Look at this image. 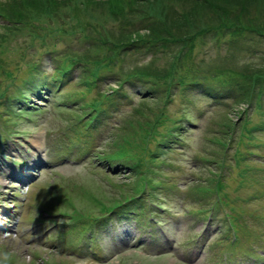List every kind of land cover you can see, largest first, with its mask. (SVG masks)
<instances>
[{"label":"rangeland","instance_id":"obj_1","mask_svg":"<svg viewBox=\"0 0 264 264\" xmlns=\"http://www.w3.org/2000/svg\"><path fill=\"white\" fill-rule=\"evenodd\" d=\"M11 1L12 0H0V3L5 4ZM88 1L89 0H82L80 2L81 6L90 9L89 11L84 9L80 11V14L84 19L83 23L87 24L101 20V23L107 25L108 29L113 28V31H116V34L119 33L118 36L115 35L112 37L109 32L106 33L104 31L98 34L95 30H92V33H89L81 27L73 28L69 25L71 22L70 19L68 20L67 25H65L57 20L59 18L58 15H55L54 18L47 16L49 19L40 16L35 22L37 28L40 27V32H38V34L33 38L27 35L30 42L34 38H40L41 34L45 35V38L46 36H50L48 39L49 45H46V48H48L49 51L57 54L58 57L66 63H70L73 59H79L84 66L89 67L91 70H95L97 67L105 68V66H102L101 63L105 62L103 61V58L108 55L109 57L107 60L117 64L115 71L117 73H121L123 79L129 78L130 76L132 77L134 73L137 74L141 72L140 68L142 67L153 66L154 68L159 69L171 67V70L174 73V78H172V90H174L173 92L177 99L175 105L169 107V111L174 114L177 113V115L180 108L183 106V103H181L178 99V93L175 92V84L177 81L186 82L197 78H206L208 79L207 81L213 83V86L218 84L220 81L227 85H230L233 82L243 84L242 72H245V67L251 64L249 62L250 58L248 57L251 55V51L257 52L258 50L260 53L264 52V37L260 38L249 34L234 37L229 35V33H211L207 35L205 39L198 40L195 43V48L190 53L188 48L184 49V52L181 54L176 52V49L178 48L175 43L163 46L158 41L154 40L153 37H151L150 41L145 40L143 42H136L138 34L135 32L130 33L128 31L141 30V32H139L140 34L149 35L148 31H142L145 26L144 21H141L134 26L135 22L139 19L143 17L148 18V14L150 13L146 11L147 9L145 10L140 7L142 11L138 10L135 20L131 22L126 20V18L112 19L106 9L98 8L99 3L97 1L96 4L98 7L95 8L88 6ZM186 1L187 0H182L180 3L177 2L178 5L176 6L172 2L171 8L174 9L175 7L176 10L181 12L185 8L187 9L188 4ZM154 2L155 4L151 3V5L155 6V8H153L155 13L165 14L167 12L162 4L156 2L155 0ZM259 2L261 5H264L262 0H259ZM144 6L149 8L150 4L144 3ZM153 9L148 10L153 11ZM75 12L78 14L77 11ZM74 16L76 17L75 13ZM162 19L163 25H165L167 23V19ZM48 23H50V25ZM259 23L262 24L264 22L259 20ZM46 25L50 29H46ZM128 26L134 27L126 30L125 32L127 33L125 34L120 33L124 32V28H127ZM87 27L90 28L88 25ZM42 28H45V30ZM131 38L135 39L128 42ZM106 40L113 41L103 42ZM39 41L44 40H41L40 38ZM117 41L119 43H117ZM123 41L128 43H124ZM5 43V53L3 55L0 54V61L2 63L14 60V58L9 57V55H20L23 46V42L20 39L19 41L11 40L10 43L7 40ZM136 44H140L138 48H132V46ZM249 50L251 51L249 52ZM44 51L45 50L42 49V52ZM106 69H109V67H106ZM152 80L153 82L150 83L153 84L155 88H160L161 91L167 88L166 84L171 85L172 83V81L168 79ZM229 80H231V82L228 83L227 81ZM127 86L128 84H123L121 90L127 92L128 96L139 101L140 99L136 91L144 88L134 87L127 90ZM44 87H46V85ZM79 88L80 87L76 84V80H73L72 83L66 86L64 94L55 98V100H51L55 101L57 104L64 101L66 97L70 95V99H80V104L85 105L97 96V92H94L93 94H88L81 100L78 95H74L80 94V92H77L78 90L80 91ZM110 88V85L101 87L102 90H108ZM259 89L260 88H257L256 90ZM182 90H185L184 87L183 89L181 87L178 91ZM43 92L47 94V91H42L41 89L37 90V93L47 97L43 94ZM37 93H32L31 91L29 93V95H31L32 102L34 101L30 105L34 106L37 110L35 114H31L33 122L30 124L17 120L19 126L16 127V131L20 130L22 133V137L20 138L21 141L17 145L10 142L7 145L5 144L0 146V148L5 147L4 152L9 158L6 159L0 157V209L5 210L3 215H7L8 217L15 214V220H13V223L17 222V225L12 224L13 228H11L10 232H0V249H2V252L0 250V258H2L3 253H5L4 257L6 259L9 258L11 264H49L50 262L52 264H74L73 262L75 261L71 259H63V256L60 255L58 250H53L52 248L55 247L51 245L52 243H50L49 240L44 242H42L43 239L39 240L40 242L37 245L34 244L36 243L34 240H29L30 237L36 236L41 230H37V233L29 235V238L20 233L21 230L28 233V229L24 228L23 224L33 226V220L30 219L28 215V212L30 211L28 209L31 207V202L32 204L35 203V208L39 202L46 206L53 204L56 211L63 210L62 204L58 205V195L46 189L47 182L54 173L53 177L59 175V177H57L58 184L61 185V187L68 189L71 197L73 198L74 206L76 205L77 208L81 209L83 212L98 214V206L92 202L90 196L86 197L87 195L82 193V188L89 190L91 195L98 197L100 200L107 201L111 196H118L115 194L117 189L116 187L123 183H127L129 180L127 179V175L124 174V172L126 173L127 171H123V169H119L118 171H114L108 175L105 172L98 171L99 175L104 176L107 183L109 181L115 188L112 189L105 187L102 185V182L97 180L96 177L89 175L87 170H83L90 168V166H87L84 162L77 164L76 166L66 167L59 164V166L55 169H51V167H48L47 165V168L41 170L46 162L53 160L52 157H62V154L51 150L48 145L51 140L58 138L56 135H53L56 134L57 131H52V134H50L49 129L50 127H54V124L60 127L65 126V122H62L63 115L67 116L69 111L64 110L62 106H56V104L52 106L50 100L38 98ZM120 97L118 96L113 104L106 105L105 109L109 112V115L106 113L102 115V118H100V123L98 124L94 138L104 135L102 144H99L101 149L104 148L105 150H112L110 137L118 131L120 127L118 121L122 119V117L131 115L132 122H137L135 108L128 106L127 100ZM189 98L195 99L194 101L197 102L189 105L188 108L195 118H197L196 116L198 115V112L202 113L200 110H208L206 116L215 117L213 129L215 131L221 130L223 133L228 131V129L223 128V125L225 126V124L230 123L233 126V124L237 121L236 119L240 116V112H242L246 107L245 105L236 107L235 104H232L234 106L229 105L231 110L218 113L216 112L217 110L213 111L212 102L202 100V98L200 96H196L195 93H193ZM3 109H5V107H0V111H2V113H0V122H2V116L4 115ZM9 119L12 118L9 117ZM250 119L251 121L255 120V122L261 119L264 120V118L261 117L258 119L250 117ZM143 120L144 119L141 118L139 123H142ZM3 123L4 122H2V124ZM207 124V120H201L198 125L193 127V130H189L187 144L192 143L195 147L192 157L198 155V153H196V147L202 143L201 141H203L204 132L206 131L205 127ZM128 125L129 124H127L126 127ZM210 125L212 126L213 124ZM130 133L131 131L128 130L127 133L125 132V136L130 135ZM5 137H7V135L1 133L0 140L6 139ZM255 139L257 140V143L263 146H261L263 152L264 131L256 135ZM58 143L59 142L52 143L51 145L57 146ZM89 147L94 148V141L91 142ZM236 147H238V145H236ZM19 149L23 151V154ZM199 155L203 156L201 154ZM69 158L74 159L75 157ZM178 159L183 163H189L190 155L186 154L184 159ZM35 161L36 164H41L40 167L33 168L34 173L39 175L38 177L31 179L27 183L20 182L14 177V173L20 176L25 173L29 168H31V164H34ZM215 161L219 164V158ZM252 165H259V163L254 161ZM35 167H37V165H35ZM81 167H83V169ZM199 170L200 167L194 171L198 172ZM33 171L31 172L32 174ZM238 172L239 169L232 164V169L228 173L231 177L228 180L227 186V191H229L232 195H235L234 193L238 194V189L240 187V178H238L239 175H237ZM38 179H40V181H38ZM194 180L198 183L200 182L198 177H195ZM193 186L194 184L189 183V185L183 187L180 198L172 196L169 197L170 204H167V207H165V212L160 210V214H148L147 218L149 216H154V218L162 222L161 224L164 227L160 226V234L157 230H155L153 237H151V228L141 222H139L140 224H138V226H135V223L131 222L133 218H130V221L121 220V222L115 223V231H109V233L103 232L102 239L99 241L102 243L100 245L102 249L97 247L96 251L100 252L102 255L108 254V256L103 259L104 264H116L117 262L118 264H121L119 263V259L124 260L123 264H221L222 260H225V258L220 253L218 248L212 246L213 249H210L209 245L205 250V246L201 247V244L198 246L190 245L189 241H186L183 238V236L187 235L193 236L194 233L189 231V229L192 228V225L190 224L189 217L185 215L187 210H189V207L195 205L194 199L190 194ZM255 189L257 188L255 187ZM249 191L250 190L246 187H241L239 195L241 197H245L248 195ZM156 202L159 203L158 200H156ZM14 204L16 205L14 206ZM245 206H248L251 209H262L261 204L257 201L255 203H248ZM172 214L174 217H170ZM55 218L57 220L60 219L66 221L65 217L60 215L55 216ZM18 225L20 226V229H18L19 231L17 230ZM47 225L49 224H44L42 226L45 227ZM249 229H252L251 226H249ZM208 231L210 230L206 228V232ZM168 237L169 240L167 241ZM150 238H152V242H149ZM141 239H145L147 243H140ZM135 240H137L136 243L139 242V244L136 247H133L132 243ZM208 240L210 241V239ZM31 244L33 245L30 246ZM35 254L38 255L37 258L34 257ZM176 254L178 256L183 254L189 255L192 260H187L186 263H183L180 259L183 256H179V258ZM116 256L117 258L114 260ZM175 258L178 261L179 259L181 261L178 262Z\"/></svg>","mask_w":264,"mask_h":264},{"label":"trees","instance_id":"obj_2","mask_svg":"<svg viewBox=\"0 0 264 264\" xmlns=\"http://www.w3.org/2000/svg\"><path fill=\"white\" fill-rule=\"evenodd\" d=\"M81 1L82 0H12L9 3H0V12L6 13L8 15L7 17L10 18L11 22L10 27L8 25L6 27V30L3 33H0V52L3 49V43H5L7 40L10 43L16 33H20L21 36H25V38H28L27 35L32 38L35 37L38 32H40V27L37 28V25L35 23L40 16L49 19V17L47 16L52 17L54 14L61 11L62 9L72 8L78 12V17L81 21H83V16L80 14V11L83 9L89 11L90 9L81 6ZM96 1L99 3V7L97 6ZM155 1L162 4L163 7L167 10L165 14H157L154 12L155 10L153 8H155V6L151 5V3L155 4L154 0H89L87 5L94 8L98 7L106 9L112 19L126 18V20H129L131 22L135 20L138 10L142 11L140 7L144 8L145 10L147 9L146 11L150 13L148 14V18L143 17L139 19L135 22L134 26L137 25V23L144 21L145 26L142 31H148L149 35L140 34L139 32H141V30H130L128 32H135L138 34L136 42H143L145 40L150 41L151 37H153L154 40L158 41L163 46H168L171 43H175L177 45L176 47L178 48L176 49V52L178 54L183 53L184 49L188 48L190 53L195 48V43L198 40L205 39V37L211 33H229V35L234 37H239L245 34L264 37V23H259V20L264 22V5H261L259 0H187V9L185 8L181 12L176 10L175 7L174 9H172L171 3L173 2V4H175L176 6L178 5L177 2L180 3V1L182 0ZM262 1L264 2V0ZM144 3L150 4V7L146 8L144 6ZM148 9H153V11H149ZM152 14L155 16H153ZM162 18L167 19V23L165 25H163ZM80 20L76 21L78 26H81L83 23ZM48 24L50 25V23ZM87 25L92 27L93 30L98 33L100 30L106 33L109 32L110 36L112 37H114L115 35H119V33L116 34V31H113V28L108 29L107 25L101 23V20L95 21L93 23H87ZM134 26H128L127 28H124V32L120 33L125 34L127 33L125 32L126 30H128L129 28H133ZM42 29L45 30V28ZM46 29L50 28H48V26L46 25ZM44 37L45 35H40L41 40H44L42 42H39L40 38H34L31 40L30 48L32 50H30V55H32L33 51L38 50V46H40V48L45 46L44 42L47 40L48 36H46V38ZM134 39L135 38H131L128 42H131ZM108 41L113 40H106L103 42ZM117 43L119 42L117 41ZM136 45H133L135 46V49L138 48L139 44ZM21 51L27 53L26 56L29 55V51L26 47V41L23 43ZM256 55L258 56L254 57V62H250L251 64L245 67V72H242L243 84L235 82L234 85L231 86L232 88H227L223 90V92L226 93L229 97L236 99L238 103L242 102L244 104H248L250 107L253 103V98L257 99V101L254 99L255 102L253 105L255 106L264 103V54L256 52ZM25 57L21 60H25ZM108 65L110 67H113L116 64L113 63ZM14 66L16 67L15 63ZM140 69L141 72L137 74L134 73L132 76L146 75L148 76L146 78L151 77L150 79H168L171 81L173 80L172 78H174V73L171 70V67L159 69L154 68L153 66H149L142 67ZM18 71V67L14 68L13 71H10L9 77L16 76L19 73ZM96 76L97 72L92 73L91 79L94 84L98 82L97 86L99 88L101 86V81H97ZM203 79L206 78H197L193 86L202 89H204V87L212 88V86H208L206 83H204ZM227 82L229 83L231 82V80ZM220 83L222 84V81H220ZM172 85L173 81L171 85L166 84L167 88L163 89L164 94L168 95L163 100V102L165 103L167 102V100H170L172 98L170 96L174 91L172 90ZM257 88L260 89L256 90ZM156 89L157 90L153 91L160 90V88ZM101 93L102 92H99V94ZM206 93L216 99H220L219 97L221 96L225 97L223 96V93L214 89L206 90ZM107 97L109 98L108 102H110L113 98L112 96ZM68 99H70V97ZM153 102L154 101H147L142 105L143 109L138 108L135 110V115L138 117V120L136 125L133 122L132 124L136 128L133 129V132L130 136L125 137L127 139H125L124 142L121 143V145L117 144L118 147L114 152H116L115 157H117L118 159H124L125 161L144 162L146 161V155L148 153L151 154L148 149L153 129H155V122L158 123L162 121V119H164V117H162L160 121L159 119H155L154 113H156L157 110L153 109L151 110V112L148 111V109L152 107ZM91 106L93 108H96L97 103L93 102ZM144 109L146 110V112H144ZM161 116H164L163 112L161 113ZM141 118H144L142 123L145 122L146 124L150 122L148 126L149 128H144L143 131L139 126ZM138 134H140L142 137L141 143L138 145H134V137L136 138ZM113 141L114 142H112L111 145L112 148H114L113 145L114 143H116V139L114 137ZM141 147H143V150L141 149L143 157L139 158V155L137 154L139 152V148ZM109 157L110 154L108 153L105 156V159L109 161H114L113 156L110 158ZM152 159H155V156ZM135 165L134 167H136ZM140 175L144 174L140 172ZM140 190L141 186L139 185V183L136 182L134 185L130 186L129 192L127 191L128 194L126 193L125 195L120 196L124 198V200H126L133 194L139 193ZM121 192H123V190H121ZM117 201L118 200L115 199V202Z\"/></svg>","mask_w":264,"mask_h":264}]
</instances>
